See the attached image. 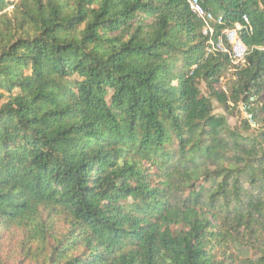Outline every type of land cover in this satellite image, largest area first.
<instances>
[{"label": "trees", "instance_id": "1", "mask_svg": "<svg viewBox=\"0 0 264 264\" xmlns=\"http://www.w3.org/2000/svg\"><path fill=\"white\" fill-rule=\"evenodd\" d=\"M200 2L226 93L182 0H0V264H264V0Z\"/></svg>", "mask_w": 264, "mask_h": 264}, {"label": "built area", "instance_id": "2", "mask_svg": "<svg viewBox=\"0 0 264 264\" xmlns=\"http://www.w3.org/2000/svg\"><path fill=\"white\" fill-rule=\"evenodd\" d=\"M182 1L186 3L190 12L202 22V35L207 39L205 46L206 56L213 54L227 56L231 64V75L245 67L248 49L244 45L240 33L242 30L251 33L248 18L243 16L242 23L236 24L233 28L224 29L218 34L216 28L223 25L221 17L214 18L211 13L206 12L200 0ZM258 50L264 52V48H258ZM219 91L226 93V85L223 79L219 82ZM238 111L243 114L244 120L247 121L250 127L256 126L252 116L245 111L244 107L239 106Z\"/></svg>", "mask_w": 264, "mask_h": 264}, {"label": "rangeland", "instance_id": "3", "mask_svg": "<svg viewBox=\"0 0 264 264\" xmlns=\"http://www.w3.org/2000/svg\"><path fill=\"white\" fill-rule=\"evenodd\" d=\"M10 1L16 2L17 0H10ZM231 74L232 73H231V69H230L226 73H224V75L222 76V79L224 80L225 85H227L229 83L231 76H232ZM215 88L218 90L219 84L216 85ZM199 90H200L202 95H204L205 97H208L211 100V103L213 106V114H215L216 116H224L231 129L238 130L239 132H241L245 136H255L257 126L250 127L248 130H246L244 128V125H243L244 116L240 111L236 110L235 112H233L231 114H227L225 112V110L218 104V102L210 96V93L208 92L207 88L205 87V85L203 83L200 84ZM16 233H17L16 237L19 240L20 236H21V232L18 231ZM1 236H3V235L1 234ZM2 242H0V244L2 243L1 248H2L3 252L8 253L12 249V243H14L15 241L4 238L2 240Z\"/></svg>", "mask_w": 264, "mask_h": 264}]
</instances>
